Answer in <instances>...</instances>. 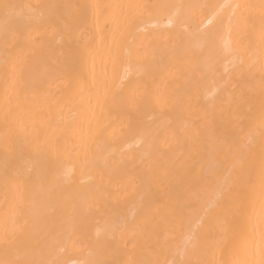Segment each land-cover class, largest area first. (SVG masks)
Returning a JSON list of instances; mask_svg holds the SVG:
<instances>
[{
    "label": "bare ground",
    "instance_id": "bare-ground-1",
    "mask_svg": "<svg viewBox=\"0 0 264 264\" xmlns=\"http://www.w3.org/2000/svg\"><path fill=\"white\" fill-rule=\"evenodd\" d=\"M0 264H264V0H0Z\"/></svg>",
    "mask_w": 264,
    "mask_h": 264
}]
</instances>
